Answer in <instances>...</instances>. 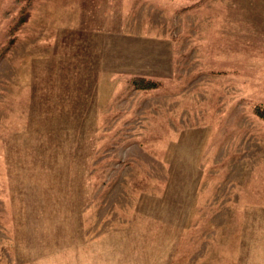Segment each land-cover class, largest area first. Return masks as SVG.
I'll use <instances>...</instances> for the list:
<instances>
[{
    "label": "rangeland",
    "instance_id": "obj_1",
    "mask_svg": "<svg viewBox=\"0 0 264 264\" xmlns=\"http://www.w3.org/2000/svg\"><path fill=\"white\" fill-rule=\"evenodd\" d=\"M0 264H264V0H0Z\"/></svg>",
    "mask_w": 264,
    "mask_h": 264
},
{
    "label": "trees",
    "instance_id": "obj_2",
    "mask_svg": "<svg viewBox=\"0 0 264 264\" xmlns=\"http://www.w3.org/2000/svg\"><path fill=\"white\" fill-rule=\"evenodd\" d=\"M134 82L137 84H140V86H142L143 90H149L152 88H158L159 87V83L151 78H147V77H143V76H137L134 78Z\"/></svg>",
    "mask_w": 264,
    "mask_h": 264
}]
</instances>
